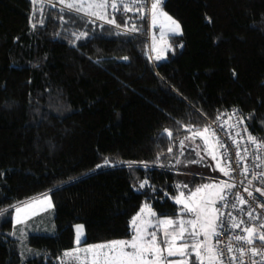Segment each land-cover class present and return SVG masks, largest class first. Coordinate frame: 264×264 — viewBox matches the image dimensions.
Segmentation results:
<instances>
[{
  "label": "trees",
  "instance_id": "obj_1",
  "mask_svg": "<svg viewBox=\"0 0 264 264\" xmlns=\"http://www.w3.org/2000/svg\"><path fill=\"white\" fill-rule=\"evenodd\" d=\"M111 2L114 24L67 18L54 0H0V264H60L77 222L82 244L130 238L145 203L177 217L183 186L207 179L177 163L205 118L237 109L264 142V0H163L182 32L162 61L144 8ZM45 193L54 231L31 234L38 251L21 259L13 207Z\"/></svg>",
  "mask_w": 264,
  "mask_h": 264
},
{
  "label": "snow or ice",
  "instance_id": "obj_2",
  "mask_svg": "<svg viewBox=\"0 0 264 264\" xmlns=\"http://www.w3.org/2000/svg\"><path fill=\"white\" fill-rule=\"evenodd\" d=\"M119 6L123 7L125 11H132L135 5L138 3V0H112L111 8L116 10ZM60 3H65V0H60ZM162 4V0H154L151 10L153 13V17L155 16V10L160 7ZM131 5V6H130ZM66 7L69 9H75L76 11H84L89 13L92 16H95L97 19L106 20L107 23L114 24L115 19H107V8L109 7V0H88L87 7H85V0H73L71 3H67ZM94 9V10H93ZM140 9H137L139 11ZM166 15V14H164ZM171 20L170 17H167ZM173 24L179 28V24L175 21H172ZM119 27V25H117ZM135 24H133L132 28L129 31H137ZM87 36L86 32H81L79 37ZM124 59H127L125 57ZM156 59H161L160 56H157ZM210 126L203 130L204 133L209 132ZM167 131V130H166ZM171 135V133H168ZM212 135L215 136V130H212ZM196 136H203V133L197 130L192 134L191 137H187L186 139H195ZM249 140L256 144V139L249 136ZM207 143V140H205ZM217 143L219 140L217 138ZM180 144L183 146L184 141H180ZM221 148H224V144H219ZM257 147H264V145L257 144ZM171 151V149H169ZM205 151H209L207 148ZM197 155H200L197 152ZM209 155L213 156V159H216V156L209 151ZM239 155V153H237ZM243 159V157H241ZM108 162L105 161V164ZM179 163V161H177ZM105 165H97V167H103ZM219 167V164H217ZM220 171L223 172L225 176L230 175V171L225 170V168H220ZM245 175L248 173V169H244ZM253 180H257L260 183L264 184V172L254 173L251 180L248 181L249 184L253 183ZM147 181L142 183L140 186L144 187ZM223 187H220V191L217 194V198L214 200L211 198L210 194L200 195L202 191L213 189L219 187V185L215 183L204 184L199 188H196L195 191L191 192L188 196L187 200L184 199V194L181 193L180 197L176 198V202L183 205L181 209L182 213H194L195 219L184 220L182 218L178 220L172 219H159L155 220V223L151 219H143L138 224V219L143 215L144 210H141V213L138 214L137 217L133 218L132 225L134 229V235L131 240H118L111 241L107 244H99L90 246L88 250L95 249L93 252V260L92 264H161L162 260L166 261V264H193V262L187 257H194L195 264H204L203 253H207L208 264H224V253L219 252L216 245L221 243L219 239L215 240V244L209 247L206 243L207 237L212 235L213 237H218L222 231H230L234 229H239L240 232L244 233L236 234L234 236H230L229 240L232 241H240L248 245H253L255 242H260L264 245V222H260L256 225H252V221L261 220L260 215H254L255 209H251L247 211L245 215L248 216V221L246 222L244 219L237 220L232 213L221 211L222 208H227L229 205L231 208L236 209L238 204L244 205L247 204L248 201L244 200L243 197L239 196V194H235L237 196L236 201L229 202L228 200V192L231 191L232 188L235 187L234 184H230L226 181L220 182ZM187 188V185L183 186ZM227 189V191H225ZM245 192H248L249 196H252V192L249 191L248 188L244 189ZM259 191V189H257ZM199 196V199L197 197ZM220 206L217 207L216 205ZM148 207L147 205L145 206ZM264 207V205H261ZM17 212L20 211L19 208L16 209ZM240 211H244L243 208H240ZM2 214V213H0ZM148 216L155 217L156 214L148 208ZM161 215H164L161 213ZM21 221H17L20 223ZM191 225V229L186 228L185 225ZM199 224L202 232L196 231L197 225ZM179 225L178 231L168 232L167 229L170 226ZM161 226L164 228V239L158 241L157 240V232L156 231H148V228H156L160 229ZM203 235L204 240L199 243H189L188 240H196L199 236ZM170 237V238H169ZM82 237L77 238V243L82 241ZM177 241H182V243L177 246ZM160 244H164L165 248H161ZM130 249V250H128ZM240 252L241 259L239 264H244L242 259L244 255L243 247H238L235 249ZM166 251V255H164ZM227 252L231 254L233 252L232 243H228ZM250 252L253 256H260L261 261H264V249H257L256 247H251ZM65 256H69V253H65ZM179 257V259L171 260L170 257ZM151 257V258H150ZM237 258L235 256L229 257V264H232V261H235ZM250 264H260V261H253L250 259Z\"/></svg>",
  "mask_w": 264,
  "mask_h": 264
},
{
  "label": "rangeland",
  "instance_id": "obj_3",
  "mask_svg": "<svg viewBox=\"0 0 264 264\" xmlns=\"http://www.w3.org/2000/svg\"><path fill=\"white\" fill-rule=\"evenodd\" d=\"M54 1L57 2V5L59 7H62L67 10L66 12L67 18H71L73 16H76V17L81 16L85 20H91L93 23L100 22L95 16H92L87 12H84V11L78 12L74 8L73 9L67 8L66 4L73 2V0H65V3H60V0H54ZM87 2L88 0H85V7H87ZM167 17H170L171 20H169ZM172 21H175L176 23H178L179 28H177L176 25L172 23ZM150 31H151V41H150L151 57L156 58L157 56H160L161 59L159 60L156 59V60L158 61L165 60L167 58V51L170 48L169 40H168L169 36L180 34L182 32L180 22L174 19L168 13H166L163 10L162 4H161V6L155 10L154 17H153V13H151ZM207 127H208L207 125H204L195 130H192L188 132L187 134H185L183 139H181V141H184V145L182 146L180 144V152L182 155L179 158V164H180L179 171L184 172L186 176L198 174V175L207 177V179L204 180L196 188H199L202 185L209 184V183H215L219 185V187L217 188L208 189L206 190V192L202 191L200 194V195L210 194L211 198L215 200L217 198V194L220 191V187H223V185H221L220 182L221 181L228 182V176H225L223 172L220 171V168H225V170H228V167L226 163L224 162V159L220 152L216 138L215 136L212 135V130L210 129L209 132L207 133L203 132V130ZM197 130L202 132L203 136H196L194 140L186 139L187 137H191L192 134L196 132ZM205 140H207V143H205ZM206 148L216 156V159H213V156L209 155V151H205ZM197 152H199L200 155H197ZM217 164H219V167H217ZM196 188L186 189L183 187L182 191L178 194L177 197H180L181 193H183L184 199L187 200L190 193L195 191ZM197 199H199V196L197 197ZM146 205L148 206L147 208L145 207ZM179 205H180L179 207L180 213L178 214L177 217H168V216L149 217L147 214L148 208H150L152 212L154 211L147 203H145L143 204L141 209L132 217L131 224H132L133 218L137 217L138 214L141 213L142 209L144 210V213L138 219L137 221L138 224L143 219H151L153 223H155V220L157 218L172 219V220H178L182 218L186 221L190 219H195L194 213H182L181 209L183 208V205L181 204ZM17 208L20 209L19 212H17L16 210ZM12 212H13V230L11 234H12V237L16 238L18 241V248H19L21 259H27L28 257L35 255L38 251L37 248L30 242L31 234L33 233L46 234V233H52L54 231L55 226H54V221L52 219L54 209H53V202H52L51 196L49 193L34 196L30 199L20 202L19 204H16L13 207ZM40 214H42L41 217H39ZM18 220L21 222L17 223ZM185 227L191 229V225L186 224ZM178 228H179V225L170 226L167 229V231L175 233L178 231ZM74 229H75L74 241L77 242L78 237H82L84 239L83 223L81 222L75 223ZM148 231L149 232L156 231L158 241L165 238L164 237L165 230L163 226H161L160 229L150 227L148 228ZM196 231L202 232V230L199 227V224L197 225ZM132 237L127 238V239H119V240H131ZM214 238L215 237H213L212 235H209L207 237L206 243L209 247L213 245ZM204 239H205L204 236L201 235L196 240L189 239L188 242L190 244L199 243L200 241H203ZM181 243L182 241H177V246H179ZM160 247L163 249L165 248V245L160 244ZM164 255H166V251ZM207 256L208 254L206 252L203 253L204 264H208ZM169 259L175 260V259H179V257L178 256L170 257ZM186 259H189L195 263L194 257H187ZM161 264H166V261L162 260Z\"/></svg>",
  "mask_w": 264,
  "mask_h": 264
},
{
  "label": "built area",
  "instance_id": "obj_4",
  "mask_svg": "<svg viewBox=\"0 0 264 264\" xmlns=\"http://www.w3.org/2000/svg\"><path fill=\"white\" fill-rule=\"evenodd\" d=\"M112 1V0H111ZM154 0H138L136 5H140L146 11L147 16V33L145 39L148 42V52L151 57L150 52V41H151V31H150V18H151V6ZM119 3V2H118ZM205 125L210 126L211 130H215V138L219 140V144H224L225 147L221 148L219 146L220 152L223 156L224 162L226 163L230 175L228 176V182L234 184L235 187L228 192L229 202L236 201L237 196L243 197L244 200L248 201L247 204L239 205L236 209L229 207L222 208L221 211L230 212L237 219H244L248 221V216L245 215L247 211L255 209L254 215H260L261 220L252 221V225H256L260 222H264V184L260 183L257 180H253L252 184H249L248 181L252 179L254 173L264 172V147H257V144L264 145V142L256 140V144H253L249 140L251 135L245 125L244 120L239 114L237 109H232L215 119L205 118ZM239 153V155H237ZM243 157V159H241ZM248 169L247 175H245L244 169ZM248 188L252 192V196L248 195V192H245L244 189ZM259 189V191H257ZM227 191V189H225ZM217 207L220 205L217 204ZM240 208H243L244 211H240ZM236 234L243 235L244 233L240 232L239 229H234L230 231H222L218 237L214 238L215 240L219 239L221 243L216 245L219 252L224 253V264H229V257L235 256L237 259L232 261V264H239L241 259L240 252L235 249L238 247H243L244 255L242 257L244 264H250V259L253 261H260V264H264V261H261L260 256H253L250 252L251 247H256L257 249H264V245L260 242H255L253 245H248L240 241H230L229 237ZM228 243H232L233 252L229 254L227 252Z\"/></svg>",
  "mask_w": 264,
  "mask_h": 264
},
{
  "label": "crops",
  "instance_id": "obj_5",
  "mask_svg": "<svg viewBox=\"0 0 264 264\" xmlns=\"http://www.w3.org/2000/svg\"><path fill=\"white\" fill-rule=\"evenodd\" d=\"M133 226V225H132ZM119 239L108 240L99 243L93 244H82L74 241V246L65 250L61 256L60 264H92L93 260V252L95 249L88 250L90 246L99 245V244H107L111 241H118ZM128 241V240H125ZM65 253H69V256H65Z\"/></svg>",
  "mask_w": 264,
  "mask_h": 264
},
{
  "label": "bare ground",
  "instance_id": "obj_6",
  "mask_svg": "<svg viewBox=\"0 0 264 264\" xmlns=\"http://www.w3.org/2000/svg\"><path fill=\"white\" fill-rule=\"evenodd\" d=\"M151 31H152V29H151Z\"/></svg>",
  "mask_w": 264,
  "mask_h": 264
}]
</instances>
